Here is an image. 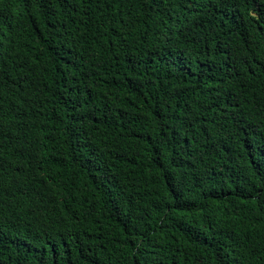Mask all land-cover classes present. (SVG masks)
Listing matches in <instances>:
<instances>
[{
    "label": "trees",
    "instance_id": "obj_1",
    "mask_svg": "<svg viewBox=\"0 0 264 264\" xmlns=\"http://www.w3.org/2000/svg\"><path fill=\"white\" fill-rule=\"evenodd\" d=\"M0 264H264V0H0Z\"/></svg>",
    "mask_w": 264,
    "mask_h": 264
}]
</instances>
